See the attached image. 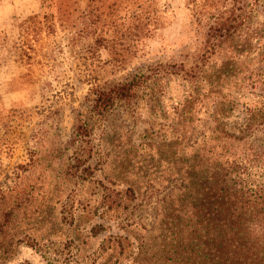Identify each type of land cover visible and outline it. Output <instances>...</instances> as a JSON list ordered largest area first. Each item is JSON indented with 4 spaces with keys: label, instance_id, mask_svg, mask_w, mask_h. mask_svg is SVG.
I'll list each match as a JSON object with an SVG mask.
<instances>
[{
    "label": "trees",
    "instance_id": "obj_1",
    "mask_svg": "<svg viewBox=\"0 0 264 264\" xmlns=\"http://www.w3.org/2000/svg\"><path fill=\"white\" fill-rule=\"evenodd\" d=\"M85 1L80 13L83 28L96 33L97 43L104 41L101 45L113 51L119 68L126 64L121 51L137 48L140 29L151 37L166 24L157 0ZM54 3L60 22L73 25L69 17L73 0ZM201 6L208 9L204 15L211 22L199 49L179 63L141 66L122 82L91 88L69 141L77 147L65 168L71 178H90L96 172L103 177L97 205L89 208L102 222L90 232L98 236L110 224L123 231L110 234L108 246L102 249L134 254V264H148L149 259L156 264H264V147L252 144L256 133L264 134V47L258 46L257 67L234 82L238 85L235 92L259 90L255 104L236 101L231 92L228 97L221 95L218 83L204 88V68L245 27L251 9L242 0H204ZM119 9L129 14L127 24L118 23ZM111 30L115 38L101 37ZM251 39L247 40L250 46ZM171 76L188 83V92L173 107L176 116L168 125L171 133L163 132L160 138L149 130L147 135L148 130L136 121L139 101L149 112L158 111L165 79ZM211 97L215 100L209 120L197 132V113ZM118 107L136 116L133 127L120 136L110 119ZM97 120L110 124L102 125L95 147ZM136 153L140 159L145 157L144 169L128 167L129 157ZM131 170L136 172L134 180L129 178ZM138 184H145L143 192ZM26 197L15 198L14 205L0 214V234L13 211L27 202ZM152 198L153 221L147 228L136 212ZM25 237L22 241L27 244H39Z\"/></svg>",
    "mask_w": 264,
    "mask_h": 264
},
{
    "label": "rangeland",
    "instance_id": "obj_2",
    "mask_svg": "<svg viewBox=\"0 0 264 264\" xmlns=\"http://www.w3.org/2000/svg\"><path fill=\"white\" fill-rule=\"evenodd\" d=\"M157 1L166 24L151 37L140 29L137 48L121 51L126 64L119 68L113 51L101 45L104 41L97 43L96 33L81 24L85 0H73L69 17L74 24L70 26L60 22L54 0H0V214L14 205L15 198L27 195V202L13 211L0 234V264H134V254L102 249L108 246L110 234L123 231L110 224L111 228L98 236L90 232L102 222L89 211L100 197L102 173L73 180L65 168L77 148L69 145L77 114L91 88L122 82L141 66L179 63L201 46L211 22L204 15L208 9L201 6L204 0ZM242 2L251 9L245 27L204 68L203 85L206 88L209 83H218L221 95L228 97L231 92L236 101L252 105L259 90L235 92L238 85L234 82L260 63L264 0ZM118 13V23L127 24L129 14L122 9ZM114 35L111 30L101 37ZM250 36L251 46L247 43ZM164 86L158 111L149 112L139 101L136 120L127 110L116 108L110 119L117 134L133 127L135 120L141 122L142 130H148L147 135L149 130L160 138L163 132L171 133L168 125L176 116L173 107L183 100L189 84L171 76ZM214 100L208 99L197 113V132L202 122L209 120ZM104 123L96 122L95 147ZM252 144L264 147V134L256 133ZM129 158L128 167L144 169L145 157L140 159L136 153ZM135 170H131L130 180H134ZM162 170L165 167L158 173ZM144 185L138 184L141 192ZM151 190H147L148 195ZM154 201H144L136 212L147 228L153 221ZM25 236L39 244H27L22 241ZM148 264L156 263L149 259Z\"/></svg>",
    "mask_w": 264,
    "mask_h": 264
}]
</instances>
